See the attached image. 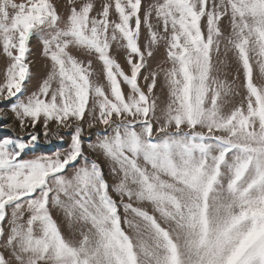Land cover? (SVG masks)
Wrapping results in <instances>:
<instances>
[{
    "label": "snow or ice",
    "instance_id": "obj_1",
    "mask_svg": "<svg viewBox=\"0 0 264 264\" xmlns=\"http://www.w3.org/2000/svg\"><path fill=\"white\" fill-rule=\"evenodd\" d=\"M113 10L118 22L110 19ZM141 11L142 0H108L92 15L88 0L72 7L61 27L52 0H0V45L10 59L0 86L8 111L0 107V121L10 111L30 129L27 141L0 136V239L7 220L10 252H0V264H264V86L254 82L253 66L264 75V0H162L148 5L143 18ZM142 24L147 52L139 43ZM34 35L52 67L25 99ZM222 40L225 57L235 50L245 78L246 96L234 107L228 98L238 93L217 66H227L219 59ZM120 41L130 72L110 54ZM162 41L171 67L143 76L146 92L139 79ZM70 46L98 56L108 91L93 83L91 60L77 59ZM161 72L169 102L157 115ZM86 113L88 128L104 126L90 147L111 162L119 203L101 164L84 153ZM50 123L74 130L68 148L23 158L38 142L37 125L47 138ZM125 197L150 202L170 227ZM121 206L139 218L124 221L135 237L122 227ZM53 208L69 224L86 226L82 239L65 237Z\"/></svg>",
    "mask_w": 264,
    "mask_h": 264
},
{
    "label": "rangeland",
    "instance_id": "obj_2",
    "mask_svg": "<svg viewBox=\"0 0 264 264\" xmlns=\"http://www.w3.org/2000/svg\"><path fill=\"white\" fill-rule=\"evenodd\" d=\"M17 3L22 2V0H16ZM88 2V0H52V3L56 5L57 12L60 15L61 19L59 21V24L61 27H64L67 22V17L71 14L72 7H81L83 3ZM94 4V12L92 15H96L99 11H102V3L108 2V0H91ZM162 2V0H142V11L141 16L143 18L144 12L147 9V6L153 3ZM110 19L117 21V14L114 12V10L110 13ZM153 23L155 24V18L153 17ZM221 27L222 31L227 37L231 33V25L228 18H224L221 21ZM157 30L159 31L160 28L158 27ZM150 39L149 33L147 28L142 24L141 27V36H140V46L141 49L147 52L146 44L148 43ZM226 40H222L221 44V54L219 56L220 60H226L227 66H221L217 65L218 67H222V72L220 73L221 78L227 79L229 83H233V86L238 93V95L231 96L228 98V105L230 107L238 106L242 101H244V97L246 96V89L244 87L245 78L243 75L242 67L239 65L238 60L236 59L235 50H232L228 53L227 57L224 55V44L226 43ZM125 42H113L112 48L110 50V54L114 56V58L121 64V66L124 68L126 72H130V66L127 63V49L123 47L122 45ZM30 48L31 52L29 54L28 60L30 61V71L32 74L31 81L27 83V93L23 98H27V95L31 94V92L38 90V87L40 84H42L43 80L48 77V74L51 71L52 67V61L50 57L46 56L44 54V46L42 42V38L39 36L34 35L30 40ZM69 51L72 55L76 56L77 59L84 61L87 63V61L91 60L92 62V69H93V75L91 77L93 83H99L105 87V90H109V85L106 80V77L103 72V65L102 62L98 59V56L95 53H87L84 50L71 47L69 48ZM153 56L148 58V64L145 69L142 70L141 78L139 79V83L141 87L144 88V90L147 92V83L143 80V76L149 75L152 71L158 70L160 68L167 69L171 67V62L169 61L167 57V46L165 42H161L157 46H153L152 48ZM217 59V57L214 54V61ZM10 63V59L6 56V54L2 51V45H0V86H2L5 82L6 78V68L8 64ZM254 82L257 83L258 86H264V75L260 74L258 65L254 63ZM216 75L217 73H213ZM239 76L238 79L234 81V77ZM53 88L57 86L56 82H53ZM122 88L127 95L129 93V86L122 81ZM154 97L157 100V115H160V113L166 108L167 103L169 102V90L168 87L165 84L163 73L158 76L157 78V86L154 89ZM0 107H4L6 111H8V105L7 104H0ZM89 117L86 113L85 115V122H82L84 131L82 132V141H83V148L84 153L87 155L90 160H96L101 164V167L104 170L105 178L109 182L110 188L109 192L110 195L113 196L114 199L117 200L119 203L120 201V195L118 192H116L115 188L112 187L115 185V183L118 182V177L113 176L111 174V162L109 159L104 155V153L97 149L93 151V149L90 147L91 144H95L99 138L100 132L103 130L104 126L100 124L99 122L96 123L95 127L88 128L87 121ZM0 124H11V129L7 128H0V136H12V137H23L25 141H27V132L30 131L28 128L22 129L20 127L19 121L16 119V117L9 111L8 116L3 120L0 121ZM157 126L156 122H154V127ZM50 134L46 138L43 134L42 128L40 125H37L36 131L40 132V136L38 137V142L30 147V149L26 150L24 157L32 158L37 155L47 154L51 155L57 150L64 152L69 145V142L71 140L73 129L68 128H60L57 130L54 123H50ZM206 131V130H204ZM59 137H63V140H60ZM84 161L81 159L79 160L77 166L83 164ZM73 167L69 166L68 169H66V175L69 177L73 174ZM125 203L131 202L134 207H141L145 210H147L150 214L156 215L158 220L161 222L162 226L164 227H170L169 223L167 221H164L163 218L160 217L159 213L155 210L154 206L150 202H140V201H128L127 197H125L124 200ZM11 210H9L10 212ZM54 218L57 220V223L60 225L61 230L66 238L71 239L73 241H78L79 239H82L81 235V227L86 226H73L69 224L67 219L65 218L62 211L53 208L52 212ZM120 214H121V220H122V227L124 230L130 235L135 237V232L132 228H129L127 223H125V217L128 219H132L134 221L139 220L138 217L135 216L134 213L125 212L124 208L120 207ZM29 213L26 211L24 218L25 220L28 218ZM5 236L4 238L0 239V252H3V254L8 257L10 255V252L7 248L4 247V240H6L8 235V224L7 220L5 222Z\"/></svg>",
    "mask_w": 264,
    "mask_h": 264
}]
</instances>
